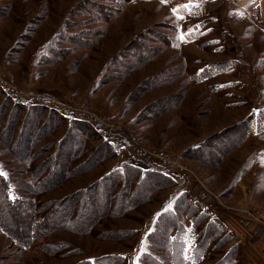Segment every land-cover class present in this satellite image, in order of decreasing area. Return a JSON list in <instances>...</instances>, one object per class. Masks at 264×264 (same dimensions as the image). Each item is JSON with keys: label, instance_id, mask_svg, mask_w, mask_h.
<instances>
[{"label": "rangeland", "instance_id": "obj_1", "mask_svg": "<svg viewBox=\"0 0 264 264\" xmlns=\"http://www.w3.org/2000/svg\"><path fill=\"white\" fill-rule=\"evenodd\" d=\"M206 1L0 0V174L11 196L39 218L44 204L123 164L150 174L147 201L91 233L57 229L23 246L0 228V264H97L111 254L169 264L156 226L164 213L180 223L178 264H264V30ZM57 161L74 174L39 191ZM252 194L260 213L241 204ZM182 195L206 218L196 226L176 209ZM23 220L4 224L25 237ZM207 221L230 242L203 249Z\"/></svg>", "mask_w": 264, "mask_h": 264}, {"label": "trees", "instance_id": "obj_2", "mask_svg": "<svg viewBox=\"0 0 264 264\" xmlns=\"http://www.w3.org/2000/svg\"><path fill=\"white\" fill-rule=\"evenodd\" d=\"M160 1L168 4L172 2V0ZM161 43H163V41H161ZM23 121L24 120H22V123ZM19 133H21V130H19ZM25 141L26 139L24 142ZM29 141L30 140H28V142ZM245 141V137L241 138V140L232 144L223 155L230 153ZM23 144V149L19 150L21 152L23 151L24 155L27 156L30 147H28L27 144V146H25V143H22V145ZM57 164L60 165L58 171L54 172V174H52L51 171L50 174L47 173L49 177L46 176L44 179H37L38 182L36 186L39 191L54 188L64 179L74 174L75 171L73 170L70 172L66 171V165L63 163L60 164V162L57 161ZM148 175L150 174L148 173ZM148 175H145V172L135 165L130 163L123 164L120 168L101 176L94 184H91L86 189L76 191L60 201L49 203L48 205L44 204L41 209H37V212H39L41 216L36 218L38 213H33L34 206L24 202L22 199L20 200L19 198L12 197L10 181L0 174V228L11 237L14 242L23 246H29L34 239L57 229H67L81 234L91 233L93 226L104 216H109V214L118 217L124 216L128 210L147 201L149 196L147 194L143 195V191L140 190L146 185L145 179L148 178ZM54 178H56L55 183L50 185ZM144 190L147 193H151L152 191L150 189ZM93 201L98 204V210L94 208ZM47 209H50L52 212L45 214V210ZM176 209L188 217H196L193 219L194 226L197 225L199 219H206L202 213L198 212L196 206L187 199L186 195H182L177 200ZM21 214L24 217L23 226L26 231L25 237L12 234L10 229L4 224L7 220L16 224V219L18 221ZM166 216H168L167 221H163ZM175 223L180 224L176 216L172 213L162 214L156 222V226L160 227L164 234L163 237H159V240L162 238V247L169 259V264H178L175 257L178 252L175 249L178 227L174 226ZM205 226L208 230L199 242L203 249L206 248L209 242L223 241L225 244L230 242L231 238L220 226L211 221H207ZM169 230L175 231L173 237H169ZM234 249H236V247L232 246L231 250L235 251ZM230 260L231 258L229 262ZM97 262V264H124L125 259L122 256L111 254L104 256ZM144 262L145 264H161L150 255H146ZM94 263L95 261L92 264Z\"/></svg>", "mask_w": 264, "mask_h": 264}, {"label": "crops", "instance_id": "obj_3", "mask_svg": "<svg viewBox=\"0 0 264 264\" xmlns=\"http://www.w3.org/2000/svg\"><path fill=\"white\" fill-rule=\"evenodd\" d=\"M216 2L218 4H220L222 8L223 7L225 8L226 14L234 15L236 13V16L238 18H243V19L249 18L252 21L253 25L258 28V30H261V31L264 30V0H207L206 1V3H208L210 5L213 3H216ZM212 10H214V8ZM258 163L259 162H255V160H253L251 162L252 167H254V165L258 164ZM256 168L258 170L262 169L261 172L264 173V167L259 168V166H258ZM251 197L252 198L250 200L242 198L241 204H246L247 202H250L251 203L250 205H252V207L255 208L254 210L257 213H260V211L262 212V208H259V206L256 205L255 202L253 201L254 200V194H252ZM263 202H264V200H263ZM263 207H264V203H263ZM245 214L244 215L241 214V215L243 217H245ZM260 217H262V216H260ZM239 223L241 226H243L242 222L239 221ZM248 250L251 253H253L249 248H248Z\"/></svg>", "mask_w": 264, "mask_h": 264}]
</instances>
